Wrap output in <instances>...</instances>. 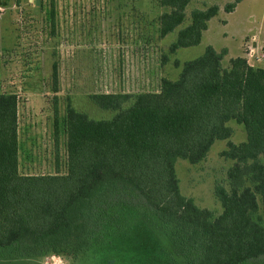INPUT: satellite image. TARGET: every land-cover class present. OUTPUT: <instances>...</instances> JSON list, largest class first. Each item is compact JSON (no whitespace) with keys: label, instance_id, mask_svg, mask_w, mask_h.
I'll return each mask as SVG.
<instances>
[{"label":"trees","instance_id":"trees-1","mask_svg":"<svg viewBox=\"0 0 264 264\" xmlns=\"http://www.w3.org/2000/svg\"><path fill=\"white\" fill-rule=\"evenodd\" d=\"M191 1L159 0L165 8L160 36L183 23ZM240 1L228 2L225 11ZM218 10L216 4L192 9L170 51L199 44ZM54 15L52 6V20ZM226 54L225 47L206 45L183 62L176 79L161 78L155 91L89 93L93 106L112 112L108 118H91L67 105L63 172L20 170L19 97L0 92V249L19 258L76 257L89 250L113 209L130 207L181 237L188 264L264 257L258 214L264 211V67L241 55L224 67ZM52 79L57 82L55 64ZM230 120L243 125L246 139L227 141L221 151L233 163L227 182L215 186L223 209L213 218L180 192L175 163L203 160L214 141L231 135Z\"/></svg>","mask_w":264,"mask_h":264},{"label":"rangeland","instance_id":"rangeland-1","mask_svg":"<svg viewBox=\"0 0 264 264\" xmlns=\"http://www.w3.org/2000/svg\"><path fill=\"white\" fill-rule=\"evenodd\" d=\"M230 1L192 0L183 23L162 37L159 16L165 8L159 0H40L39 5L35 0H0V92L19 97L20 170H65L67 105L91 118L112 116L93 106L89 93L155 91L161 78L176 79L183 62L208 44L227 48L224 67L237 55L264 67V0H241L227 12L224 6ZM214 4L219 10L200 43L171 52L191 10ZM227 125L231 135L214 141L203 160L175 163L180 192L210 210L213 218L223 209L215 186L227 182L233 163L221 151L227 141L246 139L243 125L234 120ZM258 214L264 223L262 208ZM183 241L166 234L164 224L148 213L119 207L85 253L19 258L0 249V264H188ZM243 264H264V257Z\"/></svg>","mask_w":264,"mask_h":264},{"label":"crops","instance_id":"crops-1","mask_svg":"<svg viewBox=\"0 0 264 264\" xmlns=\"http://www.w3.org/2000/svg\"><path fill=\"white\" fill-rule=\"evenodd\" d=\"M36 5H39L40 4V0H39V2L38 3H35ZM209 22H210V20L208 21V24H207V28L203 31V33H202V37H203V35H205V33L208 31V29H209ZM249 54L250 55H252L250 52H249ZM253 65V64H252ZM19 112V111H18Z\"/></svg>","mask_w":264,"mask_h":264},{"label":"water","instance_id":"water-1","mask_svg":"<svg viewBox=\"0 0 264 264\" xmlns=\"http://www.w3.org/2000/svg\"><path fill=\"white\" fill-rule=\"evenodd\" d=\"M36 1V3H38L39 2V0H35Z\"/></svg>","mask_w":264,"mask_h":264},{"label":"built area","instance_id":"built-area-1","mask_svg":"<svg viewBox=\"0 0 264 264\" xmlns=\"http://www.w3.org/2000/svg\"><path fill=\"white\" fill-rule=\"evenodd\" d=\"M253 50H250V53H252Z\"/></svg>","mask_w":264,"mask_h":264}]
</instances>
